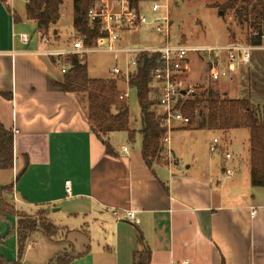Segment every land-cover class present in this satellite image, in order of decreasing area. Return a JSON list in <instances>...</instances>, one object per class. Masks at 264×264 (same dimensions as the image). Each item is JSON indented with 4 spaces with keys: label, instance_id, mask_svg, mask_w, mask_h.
<instances>
[{
    "label": "crops",
    "instance_id": "obj_1",
    "mask_svg": "<svg viewBox=\"0 0 264 264\" xmlns=\"http://www.w3.org/2000/svg\"><path fill=\"white\" fill-rule=\"evenodd\" d=\"M13 6L0 0V119L14 134L13 166L0 168V186H11L3 191L6 201L28 214L44 212L68 231L75 251L89 246L72 264H133V252L145 245L150 264H264V186L251 182L249 130L243 131V158L228 147L234 131L245 128L226 131V142L219 138L221 149L212 153L205 129L176 124L169 147L177 162L146 163L141 128H134L133 140L127 131L96 132L87 118L86 93L60 87L65 73L48 49L71 46V37L61 33L62 13L54 38L27 18L26 6L23 17L15 0ZM72 18L74 28V2ZM78 35L75 28L71 36ZM228 166L231 175L224 171ZM128 209L133 217H125ZM17 220L0 216L5 260L19 259ZM34 237L21 258L25 263L49 264L66 248L54 237Z\"/></svg>",
    "mask_w": 264,
    "mask_h": 264
},
{
    "label": "trees",
    "instance_id": "obj_2",
    "mask_svg": "<svg viewBox=\"0 0 264 264\" xmlns=\"http://www.w3.org/2000/svg\"><path fill=\"white\" fill-rule=\"evenodd\" d=\"M74 1V25L79 35H87V41L95 31L89 27L86 19L88 0ZM62 0H26L27 18L37 23L43 36H50L53 25L60 18V5ZM223 10L231 9L239 23H247L249 34L246 41L260 43L264 25V0H226L221 4ZM77 12V15H76ZM256 32V34H254ZM58 38V34L52 35ZM76 38L73 37L72 40ZM57 61L55 56H51ZM63 61L69 64L65 72L64 81L60 87L65 91L86 93L88 100L87 118L95 131L106 135L111 131H127L131 140L134 139L136 129L130 126V107L127 96L120 98L122 90L119 88L117 77H91L88 73L87 63L81 62L74 53L67 54ZM158 54L149 56L141 53L137 59V69L129 77V84L137 89L138 102L141 108L142 127V155L146 163L164 162L162 156V139L166 133L162 117L152 111L153 99L150 95L152 70L158 66ZM1 94V93H0ZM205 112L200 119L197 118L199 106L202 101L194 94L184 95L179 99L177 107L184 115L190 118L187 128H193L201 123L214 130L229 131L234 128H247L250 142L251 182L255 186H264V112H260L249 97H226L210 91L205 98ZM107 149L112 151L109 144ZM14 161V134L7 129L0 119V168H10ZM9 185L0 186V216L18 215V260H5L0 254V264H28L21 260L27 246V240L38 230L49 239L54 237L60 229L52 221H45L28 216L17 210L14 205L6 201L3 196ZM44 215V212H38ZM40 221V222H39ZM40 223V224H39ZM74 249L59 251L49 264H72V262L85 254ZM133 264H150L151 249L145 245L136 249L132 256Z\"/></svg>",
    "mask_w": 264,
    "mask_h": 264
},
{
    "label": "built area",
    "instance_id": "obj_3",
    "mask_svg": "<svg viewBox=\"0 0 264 264\" xmlns=\"http://www.w3.org/2000/svg\"><path fill=\"white\" fill-rule=\"evenodd\" d=\"M8 5H13L14 0H4ZM86 9V19L90 28L95 34L88 39L87 35L80 34L72 40L71 46L48 49L51 56L59 58L62 64L61 70L65 73L69 64L63 58L70 53L78 56L81 62H85L88 52H113L118 54L124 52L130 55L129 62L125 69L115 66L112 72L117 75L130 77L137 69V59L141 53L149 56L158 54L160 63L152 70L153 104L152 111L160 115L166 128V133L162 139V156L168 163H176L177 158L172 154L169 147V132L174 125L188 126L190 118L183 114L177 107L179 99L184 95H190L193 89L182 86L181 72L189 68V58L191 53H206L211 59L209 76L217 81L222 77L229 76L242 66L250 63L254 50H264V31L260 34L261 42L252 43L249 41L232 40L220 45H200L188 44L181 41L171 42L170 30L171 20L168 3L160 0H88ZM147 3V7L145 4ZM151 12L152 16L148 14ZM146 27L147 33L152 32L157 38L144 42L119 45L123 34L139 32ZM256 34V32H254ZM22 37L28 40L29 36L24 33ZM48 42L49 39H46ZM221 53L226 55V66L217 68L220 63ZM127 96L126 91H122L120 98ZM220 140L214 137L210 145V151H220ZM126 150L127 147H124ZM225 157L233 160L234 155L226 151ZM227 175L233 174L234 168L228 166L224 168ZM66 191H71L70 180L65 182ZM256 211L253 210L252 214ZM135 211L128 209L125 217H133Z\"/></svg>",
    "mask_w": 264,
    "mask_h": 264
},
{
    "label": "rangeland",
    "instance_id": "obj_4",
    "mask_svg": "<svg viewBox=\"0 0 264 264\" xmlns=\"http://www.w3.org/2000/svg\"><path fill=\"white\" fill-rule=\"evenodd\" d=\"M225 1L226 0H160V2L168 3L169 5L171 42L177 43L181 41L188 44L220 45L231 42L232 40L245 41L251 29H248L247 23L241 24L238 22L233 10L228 9L225 11L222 9L221 4ZM73 2V0H63L62 17L60 20L62 36L71 37L70 44L72 43L71 33L76 28H73L72 24ZM10 6V8L13 7L14 9L13 5ZM25 6L26 3L24 0H15V9L18 16L23 17ZM147 6L146 3L145 7ZM221 11H223V13H221ZM148 14L152 16L150 11H148ZM262 29L264 31V25ZM146 31L147 29L144 27L139 32L123 34L122 41L119 42V45L123 46L128 44V42L137 43L157 38L152 32L147 33ZM52 35L53 31L50 36ZM221 55L220 63L216 65L217 68L225 67L227 64L226 55L224 53H221ZM129 58L130 55L124 52H119L115 57V53L113 52L92 51L86 53L85 62L87 63L88 73L91 77H117L118 85L125 89L123 91L127 92V100L130 107V125L133 126V128L139 129L142 127V121L137 89L129 84V77L125 75L115 76L112 72L115 66L125 69L129 62ZM188 60L189 68L181 72L182 86L193 89L191 93L202 99L197 115L198 119H200L202 113L205 112V98L210 91L219 93L222 96L250 97L256 108H258L260 112H264V50H254L252 52L250 63L240 68L243 69L247 67V71L235 78L232 77L233 72L229 76L222 77L217 81L212 80L209 76L211 59L206 53H191ZM153 94L154 92H152V94L150 93L152 99L154 97ZM193 128L205 129V131H207L205 137L207 140L212 141L214 137L220 138L221 142H226L227 140L228 134L226 135L225 131L210 129L205 124L201 123L200 120ZM243 131L248 132V129H237L234 131L233 143L228 148H230L235 155L238 154L245 158L244 154H246L245 152L247 151L248 139ZM216 152L217 151H215V153ZM23 212L28 216L38 220L40 219V221H51L45 214H28L25 211ZM33 235H35L34 238L38 242H40V237H43L41 230L35 231L30 238ZM55 239L56 241L62 240L66 242V248L64 250L70 251L73 249L68 231L59 229L54 235L53 240ZM7 244L10 245V241H8ZM7 248L9 252L12 251V247ZM77 249L79 250V247H77Z\"/></svg>",
    "mask_w": 264,
    "mask_h": 264
},
{
    "label": "water",
    "instance_id": "obj_5",
    "mask_svg": "<svg viewBox=\"0 0 264 264\" xmlns=\"http://www.w3.org/2000/svg\"><path fill=\"white\" fill-rule=\"evenodd\" d=\"M221 13H223V11H221ZM54 33H56V31H54ZM48 210H50V207H47Z\"/></svg>",
    "mask_w": 264,
    "mask_h": 264
}]
</instances>
